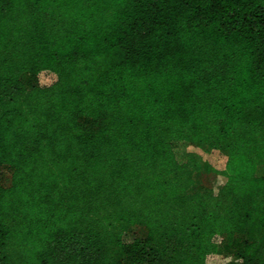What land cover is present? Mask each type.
<instances>
[{
  "label": "trees",
  "instance_id": "1",
  "mask_svg": "<svg viewBox=\"0 0 264 264\" xmlns=\"http://www.w3.org/2000/svg\"><path fill=\"white\" fill-rule=\"evenodd\" d=\"M261 164L264 0H0V264H264Z\"/></svg>",
  "mask_w": 264,
  "mask_h": 264
},
{
  "label": "rangeland",
  "instance_id": "2",
  "mask_svg": "<svg viewBox=\"0 0 264 264\" xmlns=\"http://www.w3.org/2000/svg\"><path fill=\"white\" fill-rule=\"evenodd\" d=\"M38 79L40 84L50 85L56 80V74L52 71L44 70L39 74ZM176 151L180 160L183 159L184 153L191 151L196 152L200 154L203 158L210 161L218 170L224 168L227 160L226 155L219 150H206L188 143H177ZM257 173L259 175H264V164L259 165ZM0 177L2 178L4 184H9L11 178V171L5 166H0ZM208 179L210 183L214 186H219L223 182V176L220 173L210 174ZM222 240V237H216L217 242L220 243ZM223 264H236L235 256L233 254L225 255L223 258Z\"/></svg>",
  "mask_w": 264,
  "mask_h": 264
}]
</instances>
